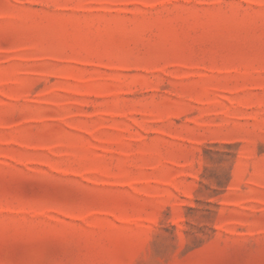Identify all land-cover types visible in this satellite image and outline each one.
Masks as SVG:
<instances>
[{
	"label": "rangeland",
	"instance_id": "rangeland-1",
	"mask_svg": "<svg viewBox=\"0 0 264 264\" xmlns=\"http://www.w3.org/2000/svg\"><path fill=\"white\" fill-rule=\"evenodd\" d=\"M0 264H264V0H0Z\"/></svg>",
	"mask_w": 264,
	"mask_h": 264
}]
</instances>
